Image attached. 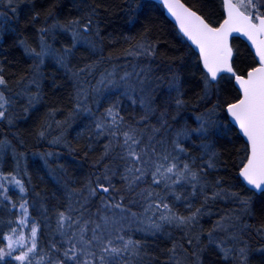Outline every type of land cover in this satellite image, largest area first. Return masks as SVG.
Returning a JSON list of instances; mask_svg holds the SVG:
<instances>
[{
	"label": "trees",
	"instance_id": "1",
	"mask_svg": "<svg viewBox=\"0 0 264 264\" xmlns=\"http://www.w3.org/2000/svg\"><path fill=\"white\" fill-rule=\"evenodd\" d=\"M184 1L214 26L225 17L221 0ZM12 7L15 13L10 15L9 8L0 11V76L11 102L8 118L0 122V136L23 159V168L29 160L22 174L24 193H10L15 205L25 204L30 223L38 228L32 264H54L63 258L78 225L69 228L66 221L61 231L60 213L81 223H99L104 216L118 221L111 226L113 236L119 232L141 245L139 256L129 257V264H238L232 252L226 259L221 251L223 240L232 239L248 246L244 264H264V192L247 187L239 175L249 146L226 112V106L241 96L233 76L222 74L206 90L199 54L167 18L163 6L152 0H16ZM54 24L65 27L53 28ZM74 33L79 38L74 40ZM44 44L61 55L70 49L66 67L50 57L41 64L26 53L39 52ZM140 45L151 54H137L144 51ZM232 45L233 66L246 75L258 64L256 57L239 37ZM125 73L131 74L133 83L144 79L145 87L153 86L147 93L151 111L140 104L146 93L137 90L128 96L123 87L109 85V80L120 82ZM174 75L179 77V93L169 88ZM19 94L26 98L18 99ZM177 99L183 101L179 106ZM13 101L18 108L12 107ZM20 104L25 105L22 112ZM109 108L118 113L116 124ZM201 122L207 133L191 132ZM130 129H136L142 143L159 156L169 155L181 166L188 163L198 173L195 193L191 184L176 185L175 195L181 197L176 200L163 184L152 183L150 172L129 190L121 145L123 133ZM184 132L191 134L178 135ZM209 162L214 167H208ZM99 184L109 191L98 189ZM91 189H98L95 195ZM142 191L159 196L145 201L137 195ZM153 200L168 203L181 216H191L197 209L199 213L186 225L164 223L160 231H141L146 216L156 211L144 212ZM117 203L126 209L123 213L106 206ZM162 211L152 219L159 222ZM15 215L16 209L0 204V250L6 248L5 236ZM0 264L21 262L5 255Z\"/></svg>",
	"mask_w": 264,
	"mask_h": 264
},
{
	"label": "snow or ice",
	"instance_id": "2",
	"mask_svg": "<svg viewBox=\"0 0 264 264\" xmlns=\"http://www.w3.org/2000/svg\"><path fill=\"white\" fill-rule=\"evenodd\" d=\"M8 3L11 5L13 0H8ZM221 4L228 10V19H225L220 27H212L202 17L190 9L184 8L183 5H179V7L183 10L185 16L182 19L180 15H177V19L181 20L180 26L184 33L199 47L203 58V66L206 69V90L210 84L217 81L220 73H232L240 89H242L243 97L236 103L229 104L227 112L230 113L233 120L239 125L240 131L247 138L250 145V155L247 156V163L241 169V175L252 190L264 192V39H258V37L264 36V15L260 14L259 0H255V2L253 0H239V4H234L233 0H221ZM169 7L171 10V4H169ZM240 7L245 8V10H254V15L252 12L245 15L244 12L240 11ZM11 10L15 13V8ZM173 14L176 13L174 12ZM185 19L188 21L187 24L185 23ZM254 19L258 23H254ZM89 24H91V21L83 26L85 32H87ZM52 27L63 28L65 26L54 24ZM232 32L243 33L247 36L255 46V54L259 57L260 67L249 71L247 78L236 75L231 65L232 49L228 38ZM73 37L75 40V33ZM81 42L87 43L86 39L83 38ZM140 47L144 51L137 54H151L144 45H140ZM69 52L70 49L66 48L65 55H61L56 49L51 48L47 44H44L39 52L35 51V49H26V53L34 57L41 64L44 63L46 57H50L64 67H66V54ZM130 76V73H125L124 77H121L120 82L109 80V85L112 88L123 87L124 94L128 96H131L137 90L146 93L145 96L141 97L140 104L148 111H151V96L147 95V93L153 86L148 84L145 87L144 79H139L133 83L129 79ZM5 83L4 78L0 76V85ZM169 88L175 89L179 93L178 75L173 76ZM4 103H7V101L3 97V94L0 93V108L3 107ZM182 103L183 101L176 100L178 106ZM107 113L113 118L112 123L116 124L118 113L114 112L113 108L107 109ZM4 115V111H0V118L4 117ZM146 118L143 117L142 119ZM97 127L102 129L103 125L98 124ZM191 132L205 135L207 128L201 122L199 127L191 130ZM191 132L178 133V135L188 136ZM151 140L152 138L149 137V144ZM121 147L124 149V156L122 158L127 161L123 178L128 181L129 190L150 172L152 183L154 185L163 184L165 189L170 190L174 194L176 200L181 199L179 195H175L174 190L176 185L182 183L191 184L193 194L195 193L196 184L199 183L198 173L192 171L188 163H183L181 166L175 162V158H170L169 155L159 156L155 148H149L148 145L142 143V139L137 135L136 129H130L123 133ZM176 147L180 148V145L177 144ZM180 151L183 152L185 150L180 148ZM153 157H156V159H153ZM208 167H214V165L209 162ZM2 179H6V177H0V180ZM105 179L108 180L109 178L106 176ZM16 183L18 184L19 182L17 181ZM98 189L105 193L109 191L103 184H99ZM98 189H91L90 194L95 195ZM137 195L148 201L150 198L158 197L159 193L147 191L145 195V192L142 191ZM218 195L220 193H214V196ZM231 195L235 196L237 194L232 193ZM243 203L247 206L248 201L245 200ZM106 206L119 209L121 213L126 210L120 203ZM154 208L156 211H153L151 216H146L143 222L144 227L141 231L153 233L160 231L164 223L175 224L176 226L186 225L199 213V209H197L191 216H181L172 212L171 206L168 203L157 202L155 200L146 204L144 212L147 214ZM160 209L164 211L160 212L159 222H157L152 219V216H155L156 212L160 211ZM128 214L133 218L137 216L136 213L130 211ZM66 221L70 222L68 224L69 228L73 224L78 225V227L71 233V238L68 240L69 247L65 248L62 253L63 258L55 260L54 264H67L68 261H71L72 264H129V257L139 256L140 254L141 245L139 241H134L130 238L125 239L119 232L113 236L111 226L118 223L115 219L104 216L99 223L89 220L81 223L79 220L74 221L72 217L60 213L58 228L61 231ZM90 225L92 226L90 227ZM36 234V227H32L31 236L33 239L31 246L27 248V251L21 249V255L15 256V260L20 261L21 264H32L29 254L34 253L37 248L35 241ZM8 239L10 241L7 245L9 251L5 253L3 250H0V260H3L5 255H12L13 243L11 242V237ZM16 243L22 245L23 237H20ZM52 247L55 249L56 245L53 244ZM221 251L227 259L229 250L221 248Z\"/></svg>",
	"mask_w": 264,
	"mask_h": 264
},
{
	"label": "rangeland",
	"instance_id": "3",
	"mask_svg": "<svg viewBox=\"0 0 264 264\" xmlns=\"http://www.w3.org/2000/svg\"><path fill=\"white\" fill-rule=\"evenodd\" d=\"M234 1H236L239 4V0H234ZM253 2H255V0H253ZM14 3H16V0H13L12 4ZM11 5L8 3V0H0V7H1L0 11L3 8H10ZM258 6L261 12L262 9H264V0H259ZM243 9L245 10V8ZM245 11L247 13H250L252 10H245ZM4 12L6 13L5 10ZM5 13L3 15L4 17H5ZM252 14L254 15L253 12ZM76 37L79 38V35L76 34ZM0 93L3 94V97L7 101V103H4L3 107L0 108V111H4L5 113L4 117L7 116L8 118L7 112L8 109L10 108L11 102L9 98H7V96L3 93L2 85H0ZM24 94L26 95L27 93L24 92ZM23 98H26V96H23L21 94L18 95V99H23ZM20 106L22 107V109H20V112L24 111L25 105L20 104ZM12 107L14 109L18 108V104L13 101ZM4 117L0 118V122L1 120L4 119ZM12 147H13L12 144L7 139L2 138V136H0V177H6V179L0 180V204L7 205L10 211L16 209V215L13 220L14 226L5 236L6 248L3 251L5 253L9 251L7 245L10 243L8 238L11 237V242L13 243V249L11 250L12 255L10 257L15 259V256L21 255V249L23 251H27V248L31 246L33 239L31 236V229L32 227H36V225L34 223H30L25 204L22 202L19 205H15L13 197L10 193L11 191H15L17 192V196L24 193L22 174L23 172L26 171L25 165H28V161H29L28 159H25L24 168H23L21 164L23 159L18 157L17 152ZM11 160L12 161L14 160V162L12 163ZM17 181L19 182L18 184L16 183ZM21 188H23V190H21ZM22 205L23 207H21ZM36 229H37V234L35 237V241L38 235V228L36 227ZM20 237H23L22 245L16 243V241H18ZM239 245L240 244L236 243L234 246H229L226 249L229 250V253L232 252L236 256V261L238 262V264H244L250 253L247 248L248 246H239ZM231 247L233 250L231 249ZM241 249H243V251H241ZM33 254L34 253L29 254V259L31 261H32L31 256Z\"/></svg>",
	"mask_w": 264,
	"mask_h": 264
},
{
	"label": "water",
	"instance_id": "4",
	"mask_svg": "<svg viewBox=\"0 0 264 264\" xmlns=\"http://www.w3.org/2000/svg\"><path fill=\"white\" fill-rule=\"evenodd\" d=\"M152 1L157 2L158 4H160V5L163 6L164 13H165V15L167 16V18H168L171 22H173V24H175V26L177 27V29L179 30V32L181 33V35H182V36H183V37L189 42V44H190V45L194 48V50L199 54V56H200V60H201V63H202V65H203V58H202V56H201V53H200L199 47H198L195 43H193V41L190 40L189 37H188V36L184 33V31L181 29V26H180V25H181V20L177 19V15H180L181 18L183 19L184 16H185V14L183 13V10L179 7V5H183L184 8L190 9L192 12H195L198 16L202 17V18L204 19L205 22H207L208 24H210V25H211L212 27H214V28L220 27V26L224 23V20H225V19H228V10H227V8L223 6V7H224L225 17H224V19L222 20V22H221L218 26H214V25H212V24H211V23H210V22H209V21H208V20H207L202 14H201V13H199L197 10H195V9L192 8L190 5H188L184 0H152ZM233 3H234V4H237L234 0H233ZM169 4H171V6H172L171 10H170ZM240 11H241V12H244L245 15H248V14H249V13L245 12L244 10H242L241 7H240ZM174 12H175L176 14H173ZM253 22H254V23H258V21H256V20H254ZM185 23H186V24L188 23V21H187L186 19H185ZM234 37H239L240 39H242L243 41H245V42L249 45V47L251 48V50H252V52L254 53V55H255V57H256V60H257V62H258V64H257L255 67H253V68H258V67H260V64H259V57L255 54V46L253 45L252 41L248 39L247 36H245L243 33H237V32H232V33L230 34V36H229V38H228V42H229V45H230V47H231V49H232L231 65H232V67H233V69H234L236 75L244 76L245 78H247V73H248L249 71H251L253 68H251L250 70H248L247 73H246V75H242V74H237V72H236V70H235V68H234V66H233V62H232V60H233V57H234V49H233V46H232V41H233V38H234ZM258 39H264V36H260V37H258ZM203 68H204V66H203ZM204 69H205V68H204ZM205 71H206V69H205ZM221 74H223V73H220V74L218 75L217 80H218V78L220 77ZM228 74H230V75L233 76L232 73H228ZM234 83H235L236 87H237V88L239 89V91H240L241 96H240L239 99H241V98L243 97V92H242V89H240L239 84L236 82L235 78H234ZM239 99H238V100H239ZM238 100H237V101H238ZM237 101H235V102H233V103H236ZM231 104H232V103H231ZM227 106H228V105H227ZM227 106H226V112H227ZM227 114H228V117H229V120L231 121V123H232V124H233V125L239 130V132H240V134L242 135V137L244 138V140L248 143L247 138H246V137L242 134V132L240 131V129H239V125L233 120V118L231 117L230 113L227 112ZM248 146H249V154H248V155H250V145H249V143H248ZM246 163H247V160H246V162L243 164V166H244ZM243 166L241 167V169L243 168ZM241 169L239 170V175H240L241 179L243 180V182L245 183V185L251 189V187L247 184V181L245 180V178L241 175ZM255 192H257V193H261L259 190H255Z\"/></svg>",
	"mask_w": 264,
	"mask_h": 264
},
{
	"label": "bare ground",
	"instance_id": "5",
	"mask_svg": "<svg viewBox=\"0 0 264 264\" xmlns=\"http://www.w3.org/2000/svg\"><path fill=\"white\" fill-rule=\"evenodd\" d=\"M11 6H13V4L11 5ZM13 11L9 8L8 10H7V14H11ZM34 75V74H33ZM35 81H36V83L38 84V83H40V79L38 78V77H35ZM31 83H33V82H31ZM233 103V102H232ZM231 104V103H230ZM229 105V104H228ZM224 238H227L226 236H224ZM237 243V241H235L234 239H232V241L230 242V241H228V240H223V242H222V244H221V246H222V248H224V249H226L227 247H229V246H234L235 244ZM221 248V247H220Z\"/></svg>",
	"mask_w": 264,
	"mask_h": 264
}]
</instances>
